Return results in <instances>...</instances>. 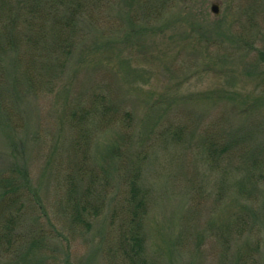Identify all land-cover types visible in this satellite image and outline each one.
Masks as SVG:
<instances>
[{"label": "rangeland", "instance_id": "1", "mask_svg": "<svg viewBox=\"0 0 264 264\" xmlns=\"http://www.w3.org/2000/svg\"><path fill=\"white\" fill-rule=\"evenodd\" d=\"M173 5H143L133 17L143 32L128 36L131 43L117 14L97 13L100 22L81 35L96 52L85 56L81 47L70 67L35 92L5 67L0 180L22 169L38 202L26 197L11 207L18 223L0 264H120L111 248L125 221L131 175L147 197V264H251L253 258L264 264L259 231L238 238L226 229L238 216L233 193L245 186L243 174L235 161L207 164L199 141L206 129L222 125L242 127L247 153L264 147V106L257 105L264 98V56L256 52L264 53V0ZM214 28L215 39L208 34ZM242 104L260 113L239 121L229 108ZM78 176L91 185L88 202L97 215L75 227L60 206L66 180ZM259 193L263 198L264 187ZM10 202L0 203V215ZM34 243L33 256L27 249Z\"/></svg>", "mask_w": 264, "mask_h": 264}, {"label": "trees", "instance_id": "2", "mask_svg": "<svg viewBox=\"0 0 264 264\" xmlns=\"http://www.w3.org/2000/svg\"><path fill=\"white\" fill-rule=\"evenodd\" d=\"M176 1L0 0V74L2 76H0V85L4 82L3 79L6 75L5 84L7 86L9 84V75L6 74L5 67L10 68L12 73L15 69L17 73L12 79L19 76L24 88L30 92H35L38 87L49 85L50 77L55 73H62L70 67L74 54L85 48L84 41H81L83 28L88 26L87 24L94 27L100 22L98 18H95V15L106 8L112 12L109 15L117 14V20L123 30L130 29L129 33H126L127 36L124 35L134 37L135 34L143 32L140 27H133L135 22L133 17L143 5L144 8L149 9L153 7L152 3H154L158 5L159 10H163L174 8L173 4ZM208 34L215 39L217 29H209ZM126 39L131 43V38ZM109 48L111 47L107 44L105 50H109ZM95 52L96 50L85 48L84 55L90 56ZM256 52L261 57L264 56V53ZM21 54L24 56V60L21 58ZM8 57L11 58L7 59ZM104 61L106 62V60ZM222 98L231 100L232 96H223ZM3 101L4 98L0 96V122ZM261 102H264V98L258 100L257 105L264 106ZM110 110L114 111V107H111ZM256 111L260 113L254 106L248 108V105L245 104L229 108V114L239 121L246 117L251 121ZM103 112V115L108 113L106 109ZM75 116V113H71V122ZM220 127L223 129L219 130ZM259 128H253L252 133L256 134V130ZM245 135L242 127L233 129L217 125V127L212 126L211 129H206L199 137V141L207 164L212 162V164L219 165L224 161H235L237 170L244 177L242 180L245 186L236 187L232 202V206H239L242 210H238V216L230 225L226 226V229L230 232L236 231L235 236L238 238H242L245 233L256 234L259 231L264 240V197L260 199L259 193V190L264 187V182L261 181L264 179V147L260 146L259 152L249 150L247 153L246 147L249 139ZM131 177V180L128 177L125 178L128 184L127 189L130 192L124 205L125 221L122 226L117 227L118 235L113 238L111 251L120 264H147L144 259L142 238L143 224L147 215V197L139 188L135 175H131ZM79 179L82 177L78 176L77 179L71 177L66 180L64 201L60 206L62 215L69 221V224L75 227L84 223V218L89 219L97 215L95 208L89 207L91 185L89 184V187L86 188L83 185L84 179ZM82 186L84 187L83 191L80 190ZM26 197L28 198L25 202L31 200L38 202L36 199L38 195L32 188L27 173L15 167L0 180V203L5 199L11 200L7 209L4 210V214L1 213L4 217L3 220L1 219L2 221L0 220V251L3 256L9 252V246L6 247V245L12 242L13 227L18 223V217L11 214V207ZM32 207L34 208V205ZM40 208H42L41 204ZM43 217H47L44 212ZM34 248L35 243L31 244L28 251L26 250L27 253L30 252V255L34 256ZM257 251L258 245L256 244L252 249V254H256ZM252 254H249L248 260L253 258ZM250 263L261 264L256 258H253V261L250 260Z\"/></svg>", "mask_w": 264, "mask_h": 264}, {"label": "water", "instance_id": "3", "mask_svg": "<svg viewBox=\"0 0 264 264\" xmlns=\"http://www.w3.org/2000/svg\"><path fill=\"white\" fill-rule=\"evenodd\" d=\"M212 12L215 13V14L218 13V12H217V8H216L215 6H212Z\"/></svg>", "mask_w": 264, "mask_h": 264}]
</instances>
